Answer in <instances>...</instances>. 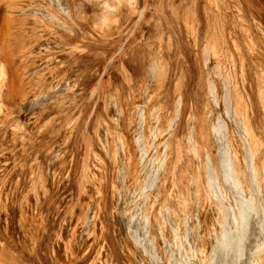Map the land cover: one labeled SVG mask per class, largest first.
<instances>
[{
	"label": "rangeland",
	"instance_id": "374dc122",
	"mask_svg": "<svg viewBox=\"0 0 264 264\" xmlns=\"http://www.w3.org/2000/svg\"><path fill=\"white\" fill-rule=\"evenodd\" d=\"M0 21V264H174L164 205L193 213L205 163L264 139V0H0Z\"/></svg>",
	"mask_w": 264,
	"mask_h": 264
},
{
	"label": "bare ground",
	"instance_id": "6f19581e",
	"mask_svg": "<svg viewBox=\"0 0 264 264\" xmlns=\"http://www.w3.org/2000/svg\"><path fill=\"white\" fill-rule=\"evenodd\" d=\"M110 8L108 3L104 9L110 11ZM3 30L0 29V47L3 45ZM155 67L152 69L153 76L156 75ZM5 80L6 73L0 67V95ZM1 109L0 106V111ZM262 109L264 110V107ZM247 125L250 127L248 131L252 129L251 137L254 140L249 145L246 139L247 132L242 131V141H239L242 154L240 156L239 150V161L235 151V153H227L224 157L220 156L222 162L218 161L220 164L218 163L217 166L209 161L205 163L204 186L198 181L195 182L193 189L196 195L192 203L195 208L193 213L190 211L191 204L182 197L175 199L180 213L164 205L162 222L172 226L174 264H263L264 244L260 241L262 237L264 238L262 234L264 232V139L257 134L252 122ZM157 131L155 130L153 134L155 135ZM143 137H140L141 142L145 141ZM145 145L149 148L150 142ZM217 156L219 157L218 154ZM217 169L221 171L220 175L216 173ZM155 189L157 190V187ZM205 190L217 203L209 208L213 212L210 217L204 216L203 213V210L208 209V202L206 203V199L202 200ZM132 203L134 207L129 211L124 210L120 215L123 226L133 239L137 230H140L143 240H146L149 219L145 217L141 221L137 217L130 218L137 206L134 202L129 204ZM35 208L38 209V207ZM73 225H70V228H75ZM77 226V229H80L79 224ZM83 237V228H81L71 238V244H82Z\"/></svg>",
	"mask_w": 264,
	"mask_h": 264
}]
</instances>
